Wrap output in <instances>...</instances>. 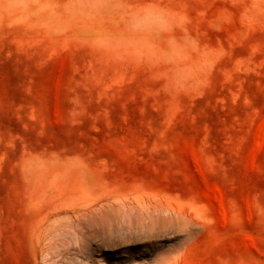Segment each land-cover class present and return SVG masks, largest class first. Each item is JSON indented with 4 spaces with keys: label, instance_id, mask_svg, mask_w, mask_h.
Here are the masks:
<instances>
[{
    "label": "rangeland",
    "instance_id": "1",
    "mask_svg": "<svg viewBox=\"0 0 264 264\" xmlns=\"http://www.w3.org/2000/svg\"><path fill=\"white\" fill-rule=\"evenodd\" d=\"M0 264H264V0H0Z\"/></svg>",
    "mask_w": 264,
    "mask_h": 264
},
{
    "label": "bare ground",
    "instance_id": "2",
    "mask_svg": "<svg viewBox=\"0 0 264 264\" xmlns=\"http://www.w3.org/2000/svg\"><path fill=\"white\" fill-rule=\"evenodd\" d=\"M158 208V207H157ZM107 210V209H106ZM96 211V210H95ZM103 213V212H102Z\"/></svg>",
    "mask_w": 264,
    "mask_h": 264
}]
</instances>
